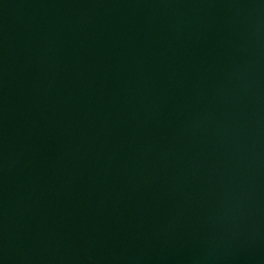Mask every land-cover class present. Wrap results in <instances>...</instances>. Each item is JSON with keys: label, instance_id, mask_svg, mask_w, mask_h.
<instances>
[{"label": "water", "instance_id": "obj_1", "mask_svg": "<svg viewBox=\"0 0 264 264\" xmlns=\"http://www.w3.org/2000/svg\"><path fill=\"white\" fill-rule=\"evenodd\" d=\"M0 264H264V0H0Z\"/></svg>", "mask_w": 264, "mask_h": 264}]
</instances>
